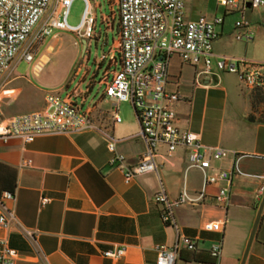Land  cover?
<instances>
[{
  "label": "crops",
  "instance_id": "crops-1",
  "mask_svg": "<svg viewBox=\"0 0 264 264\" xmlns=\"http://www.w3.org/2000/svg\"><path fill=\"white\" fill-rule=\"evenodd\" d=\"M113 4L118 33L116 0ZM249 9L258 10L260 18H264V8H224V20L217 25L220 31L213 42L216 55L247 58L245 52L234 50L224 42L222 35L226 16L234 12L252 29L246 18ZM186 10L190 17L200 15L193 14L187 4ZM233 28L234 32L245 30L235 25ZM116 42L117 38L110 49ZM33 68L31 75L13 67L0 86V121L41 109L47 92L65 91V95L72 93V100L88 114L92 125L69 133H43L27 143L19 137L0 138V198L3 191L15 195L14 199L1 198L0 214L12 212L14 218L8 229L0 225V238H6L9 246L19 253L15 264H153L157 254L155 245H172L178 234L181 238L176 261L180 264H241L264 194V191L257 193L262 179L233 173L229 180L207 185L199 202L184 203L175 209L177 231L161 220V204L154 201V195L160 180L170 198H175L183 187L191 196L201 189V171L186 169V149L179 146L168 155L166 146L158 145V174H140L126 183L123 169L135 164L145 148L138 135L140 123L132 103L122 101L131 104L132 112L124 113L121 121L114 123L113 102L103 95L104 88L94 103L84 105L86 97L80 83L70 89L69 85L40 79V69ZM200 68L182 62L177 54L169 57L165 88L180 97L173 104L175 124L197 133L205 144L228 150L223 158L211 160L214 169L231 170L234 150L250 154L239 161L244 172L264 174V86L251 88L237 79L239 84L232 87L230 95L225 90L219 101L210 98L209 91L222 74L232 73L197 74ZM94 77L89 80L87 90L95 83ZM97 83L103 84L100 78ZM202 91L205 92L201 96ZM104 133L118 139L116 149L125 155L120 166L109 163L111 152ZM25 160L31 163L23 164ZM189 175L196 176L197 183H191ZM223 186L227 187L225 203L215 199ZM41 197L48 201L41 203ZM215 220L224 221L221 231L204 229L205 222ZM185 239L192 241L195 248H187ZM215 242L221 244L218 259L209 253ZM120 246L126 248L121 257L103 255L104 251ZM243 264H264V203Z\"/></svg>",
  "mask_w": 264,
  "mask_h": 264
},
{
  "label": "built area",
  "instance_id": "built-area-1",
  "mask_svg": "<svg viewBox=\"0 0 264 264\" xmlns=\"http://www.w3.org/2000/svg\"><path fill=\"white\" fill-rule=\"evenodd\" d=\"M84 2V11L80 22L71 25L68 22L69 8L73 0H0V86L7 80L17 60L31 62L37 54L40 41L53 34L55 30L68 32L82 31L83 36L93 35L95 17L90 11L89 0ZM225 10L246 6L264 8V0H216ZM118 11V33L116 45L101 56L108 55L109 63L117 65L112 70L106 68L100 77L104 84L103 95L112 102L113 122H120L119 103L130 101L140 123L138 135L145 148L139 160L123 169L125 182L135 176L155 172L158 174L157 147L163 144L167 154H172L182 146L187 151L186 169H198L202 173V187L191 196L183 187L175 198H170L160 180L154 201L161 204V220L174 227L179 225L175 218V209L184 204H196L205 195V187L220 180H229L233 173L252 175L263 180L257 193L264 191V174L244 172L239 161L249 153L232 151L231 170L214 169L211 160L223 158L228 150L202 142L200 136L190 130L179 128L175 124L176 112L173 104L180 97L178 93L165 88L168 76V62L172 54H177L182 62L200 65L199 73L215 74L228 72L248 87L264 86V63L245 57L216 55L213 42L219 33L216 29L224 20L223 15L208 18L204 14L188 16L186 0H116ZM107 19V18H105ZM237 30L235 38L246 43L254 39V32L248 23L238 19L234 23ZM41 68L39 61L34 64ZM44 106L21 114L12 115L0 121V138L19 137L23 142H31L43 133H69L91 126L88 114L72 100V93L62 96L58 92H47ZM106 144L111 152L109 163L120 166L125 155L116 149L118 139L104 133ZM30 160L23 161L29 165ZM1 198L14 199L10 191H3ZM0 198V201H1ZM215 199L225 203L227 187H220ZM48 198L41 197V203ZM14 218L12 212L0 214V225L10 227ZM223 220L208 221L204 229L221 231ZM31 234V231H27ZM180 234L172 245L156 244V261L153 264H180L176 261L180 247ZM186 246L194 249L195 244L185 239ZM125 246L108 249L105 257L119 258L124 255ZM210 256L218 259L221 244L215 242L209 250ZM19 257L16 249L9 246L6 238H0V264H15ZM209 264H215L211 262Z\"/></svg>",
  "mask_w": 264,
  "mask_h": 264
},
{
  "label": "rangeland",
  "instance_id": "rangeland-1",
  "mask_svg": "<svg viewBox=\"0 0 264 264\" xmlns=\"http://www.w3.org/2000/svg\"><path fill=\"white\" fill-rule=\"evenodd\" d=\"M90 11L95 17L93 35L90 38L83 36L82 31L68 32L63 30H55L53 34L43 38L38 47L37 54L33 61L17 60L14 69L18 72H27L34 75V64L39 61L41 68L39 77L42 80L49 82L60 83L61 85H69L70 89L80 83L82 95L86 97L84 105L92 104L97 100L98 93L104 88V84H98V79L102 76L103 71L109 67L112 70L116 67L109 63L107 58L101 61V56L106 53L113 41L117 38V21L113 18L115 11V0H89ZM187 8L193 11V14H205L211 17L222 15L224 7L217 4L216 0H186ZM84 2L82 0H73L69 8L68 22L71 25H77L84 11ZM261 13L258 10L249 9L246 11V18L252 23L254 30V40L244 42L236 40L234 37V22L241 19L239 13L234 12L226 16L225 31L223 32V41L227 42L232 49L245 52L248 59L255 61H264V18H260ZM107 18V19H105ZM217 31L220 27L216 26ZM104 37L106 43H104ZM87 39V46L84 54H81V39ZM37 70V69H36ZM96 74V75H95ZM95 76V77H94ZM94 77L95 83L90 90L88 88L89 80ZM212 84H216L212 81ZM239 84L237 78L233 74H222L218 84L210 91V98H215L221 101L222 96L226 93L230 95L234 85ZM51 86V85H49ZM219 87H224L221 90ZM205 91L200 92V95ZM62 96H65V91H62ZM132 112V107L129 102L120 104L119 115L122 119L124 113ZM191 183H197L196 176L189 175Z\"/></svg>",
  "mask_w": 264,
  "mask_h": 264
},
{
  "label": "water",
  "instance_id": "water-1",
  "mask_svg": "<svg viewBox=\"0 0 264 264\" xmlns=\"http://www.w3.org/2000/svg\"><path fill=\"white\" fill-rule=\"evenodd\" d=\"M81 43H82L81 54H84V50H85V48L87 46V39L86 38H82L81 39ZM263 203H264V194H263V196L261 198V201L259 203V206H258V209H257V212H256V216H255V219H254V222H253V225H252V229L250 231V235H249V238H248V242L246 244V247L244 249V253H243V256H242V259H241V264H243V261H244L246 252L248 250V246H249L250 240L252 239V236H253V233H254V230H255V227H256V224H257V221H258L259 214H260V211H261V208H262Z\"/></svg>",
  "mask_w": 264,
  "mask_h": 264
}]
</instances>
